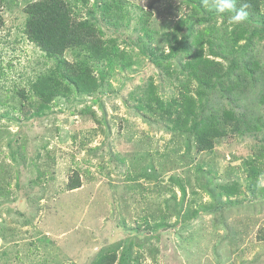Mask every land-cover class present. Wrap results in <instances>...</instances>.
I'll list each match as a JSON object with an SVG mask.
<instances>
[{
    "label": "rangeland",
    "instance_id": "374dc122",
    "mask_svg": "<svg viewBox=\"0 0 264 264\" xmlns=\"http://www.w3.org/2000/svg\"><path fill=\"white\" fill-rule=\"evenodd\" d=\"M35 1L1 4L0 264H264L262 22L204 0H65L99 41L58 58L65 78L25 34ZM211 64L224 75L204 88ZM201 108L248 125L197 146Z\"/></svg>",
    "mask_w": 264,
    "mask_h": 264
},
{
    "label": "trees",
    "instance_id": "16d2710c",
    "mask_svg": "<svg viewBox=\"0 0 264 264\" xmlns=\"http://www.w3.org/2000/svg\"><path fill=\"white\" fill-rule=\"evenodd\" d=\"M190 2V0H187ZM247 2L249 7L247 9L248 16L246 20L253 19L254 22L260 24L261 29L264 30V14L261 11L264 0H236L237 9L242 3ZM1 4L0 0V29L3 25L1 17ZM212 13H216L212 11ZM26 21H25V34L28 40L38 47L42 52L47 55L55 57L57 67L65 78H70L76 75L74 64H70L65 59L59 60L67 50H82L88 47L97 48L99 41L93 35L88 33L85 28L71 15L69 6L65 0H39L30 3L25 8ZM225 14V13H224ZM158 63L157 59L153 60ZM199 72V73H198ZM224 75L223 68L219 65H213L206 69L204 67L194 70V76L197 81H202L204 88H208V80L213 78H220ZM227 75V73H226ZM225 75V76H226ZM224 76V77H225ZM209 114L205 115L203 108L199 111L198 115L194 118L191 126V132L197 139V146L204 145L201 141L200 135L203 130V135L213 136L221 132H229L236 134L243 132L248 122L238 114H223L217 116L211 113L214 121L208 120ZM198 133V136H196ZM78 178L76 177L69 184L70 189L78 187Z\"/></svg>",
    "mask_w": 264,
    "mask_h": 264
},
{
    "label": "clouds",
    "instance_id": "9594fccd",
    "mask_svg": "<svg viewBox=\"0 0 264 264\" xmlns=\"http://www.w3.org/2000/svg\"><path fill=\"white\" fill-rule=\"evenodd\" d=\"M205 6H210L217 14L228 13L233 24L243 23L247 16L249 4L242 3L237 9L236 0H204Z\"/></svg>",
    "mask_w": 264,
    "mask_h": 264
}]
</instances>
